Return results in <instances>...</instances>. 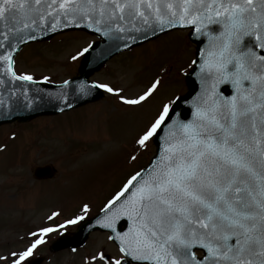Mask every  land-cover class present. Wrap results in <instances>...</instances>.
Instances as JSON below:
<instances>
[{"label":"snow or ice","instance_id":"1","mask_svg":"<svg viewBox=\"0 0 264 264\" xmlns=\"http://www.w3.org/2000/svg\"><path fill=\"white\" fill-rule=\"evenodd\" d=\"M69 26H85L125 46L175 28H192L205 42L191 60L201 88L190 105L191 119H172L171 101L138 135L136 143L145 148L169 129L151 167L133 175L102 208L97 223L111 233L118 255L100 251L93 264L97 258L99 264H264V0H0L2 75L12 83H48L47 77L18 74L15 54L38 30ZM160 85L157 79L131 97L106 83L91 87L137 108ZM122 219L126 231L118 229ZM57 230L33 232L29 247L0 260L30 264Z\"/></svg>","mask_w":264,"mask_h":264},{"label":"rangeland","instance_id":"2","mask_svg":"<svg viewBox=\"0 0 264 264\" xmlns=\"http://www.w3.org/2000/svg\"><path fill=\"white\" fill-rule=\"evenodd\" d=\"M97 42L91 34L73 31L29 45L18 54L16 71L37 81L47 77L45 84H62L79 75L85 56L81 51ZM196 52L189 32L176 30L113 58L90 78L123 89L122 95L130 97L161 80L143 106H125L102 89L105 95L99 101L60 116L0 126V257L25 250L35 240L31 234L49 226L58 230L45 237L46 243L30 259L43 257L44 264H93L100 251L118 255L109 234L100 231L75 251L53 252L52 246L59 239L74 237L155 155L153 140L141 148L136 139L163 104L190 93L186 77L193 70ZM47 165L56 174L51 180H37L34 170ZM85 204L90 208L87 213ZM54 212L61 215L49 219ZM77 216L85 219L67 225ZM61 224L66 226L60 228Z\"/></svg>","mask_w":264,"mask_h":264},{"label":"water","instance_id":"3","mask_svg":"<svg viewBox=\"0 0 264 264\" xmlns=\"http://www.w3.org/2000/svg\"><path fill=\"white\" fill-rule=\"evenodd\" d=\"M76 29L84 30L96 35L101 39V42L94 45L89 50V52H87V56L84 60L83 67L80 72V77L74 79L67 85L65 84L63 86L52 87L42 85L40 83H12L7 81V78L2 75V68H0V79L6 81V84H0V101L3 102L2 104H0V125L12 123L15 121L27 122L30 119L40 115L58 114L65 110L100 99L101 97H103V93L99 89L92 88L91 85L93 84H90L88 82L93 73L98 71L107 61L117 56L118 54L126 52L137 45L148 42L169 31L176 29L191 30L190 40L194 44L198 45V52L205 46V42L202 39L197 38V34L192 28H175L171 30H165L163 32L152 33L147 37H141L140 39H137L135 41L129 40V46H125L122 40L105 38L99 33L93 32L91 29L85 26H69L67 28H60L54 32L51 30L47 32H41L38 30L35 34L36 39L30 40L27 43L20 44L19 52L24 46L32 42L42 41L61 32ZM0 44H3L2 38H0ZM2 51L3 49L0 48V52ZM18 53L15 54V57ZM188 81L192 85V91L186 98H182L177 102L176 106L174 107L175 111L170 113V117L172 119H191L192 109L190 105L194 102V99L200 92L201 88L198 77L194 71L188 76ZM82 88H84L85 90L81 91L80 89ZM222 88V91L226 96L231 95V89L229 86H222ZM167 131H169V129L165 128L164 131L160 132L159 136L155 138L158 150L154 159L158 156V153L161 149L162 140ZM152 162L146 169H149L151 167ZM145 170L143 172H145ZM53 173V170L49 167L38 168L36 170V177L39 179H44L46 177H51ZM125 195L128 194L126 193ZM102 216L103 214L100 217ZM97 220L83 225L77 237L69 241H64L59 245L57 244L54 249L58 250L63 246H71L73 248L82 246L87 240L89 234L97 228L108 231L101 228L97 223ZM123 225H126V228L123 230L126 231L128 225L127 220L122 219L118 224V229L121 230V226ZM41 262L42 261L39 260L37 264H41Z\"/></svg>","mask_w":264,"mask_h":264}]
</instances>
